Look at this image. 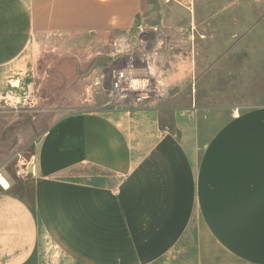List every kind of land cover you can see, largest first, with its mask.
Listing matches in <instances>:
<instances>
[{
    "label": "crops",
    "instance_id": "1",
    "mask_svg": "<svg viewBox=\"0 0 264 264\" xmlns=\"http://www.w3.org/2000/svg\"><path fill=\"white\" fill-rule=\"evenodd\" d=\"M141 12L0 0V101L28 85L37 34L123 30ZM185 104L57 119L21 177L30 200L0 187V264H264V102Z\"/></svg>",
    "mask_w": 264,
    "mask_h": 264
},
{
    "label": "rangeland",
    "instance_id": "2",
    "mask_svg": "<svg viewBox=\"0 0 264 264\" xmlns=\"http://www.w3.org/2000/svg\"><path fill=\"white\" fill-rule=\"evenodd\" d=\"M140 4L142 12L127 29L48 31L34 37L28 85H19L16 94L0 101V169L28 200L29 189L20 184L21 177L27 164L32 166L40 136L59 118L83 111H130L173 99L186 105L191 93L201 106L264 102V0ZM189 19L191 24L183 25ZM179 28L186 39L178 35ZM154 32L163 33L162 39L155 37L156 43L145 45L146 34ZM119 37L127 44L117 53L112 41ZM130 54H151L144 69L158 93L147 106L114 102L105 82L100 84L112 62Z\"/></svg>",
    "mask_w": 264,
    "mask_h": 264
},
{
    "label": "built area",
    "instance_id": "3",
    "mask_svg": "<svg viewBox=\"0 0 264 264\" xmlns=\"http://www.w3.org/2000/svg\"><path fill=\"white\" fill-rule=\"evenodd\" d=\"M146 34V42H151V45L156 43L155 37L162 39L163 33ZM154 36V38H153ZM127 42L124 37L115 38L112 41L114 51L119 53L126 46ZM156 55L154 51L151 52ZM151 54L140 55V58H135L132 54L125 58L115 59L112 65L107 68L105 77L101 76V83L108 86L105 90L114 102L123 103L127 100L130 106H147L151 99L156 96L157 87H153L152 79L146 75L145 69L149 65ZM119 63V65H117ZM152 74V73H151ZM153 78V76H152ZM96 85L98 82L95 83ZM142 88V89H141ZM0 187L8 186L7 178L0 172Z\"/></svg>",
    "mask_w": 264,
    "mask_h": 264
},
{
    "label": "snow or ice",
    "instance_id": "4",
    "mask_svg": "<svg viewBox=\"0 0 264 264\" xmlns=\"http://www.w3.org/2000/svg\"><path fill=\"white\" fill-rule=\"evenodd\" d=\"M0 182H2V181H0Z\"/></svg>",
    "mask_w": 264,
    "mask_h": 264
},
{
    "label": "bare ground",
    "instance_id": "5",
    "mask_svg": "<svg viewBox=\"0 0 264 264\" xmlns=\"http://www.w3.org/2000/svg\"><path fill=\"white\" fill-rule=\"evenodd\" d=\"M142 89V88H141Z\"/></svg>",
    "mask_w": 264,
    "mask_h": 264
}]
</instances>
